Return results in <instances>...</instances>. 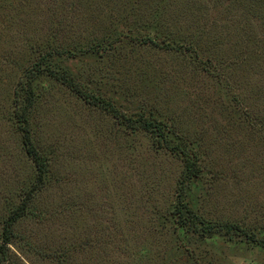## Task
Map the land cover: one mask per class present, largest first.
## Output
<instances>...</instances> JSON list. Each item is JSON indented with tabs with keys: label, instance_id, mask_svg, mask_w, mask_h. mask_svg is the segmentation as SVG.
Masks as SVG:
<instances>
[{
	"label": "rangeland",
	"instance_id": "374dc122",
	"mask_svg": "<svg viewBox=\"0 0 264 264\" xmlns=\"http://www.w3.org/2000/svg\"><path fill=\"white\" fill-rule=\"evenodd\" d=\"M39 62L158 116L199 153L187 204L264 238V0H0V239L29 203L1 264H264L240 237L180 229L181 157L46 75L29 112L37 187L15 110Z\"/></svg>",
	"mask_w": 264,
	"mask_h": 264
},
{
	"label": "trees",
	"instance_id": "16d2710c",
	"mask_svg": "<svg viewBox=\"0 0 264 264\" xmlns=\"http://www.w3.org/2000/svg\"><path fill=\"white\" fill-rule=\"evenodd\" d=\"M41 65L43 66V70L40 68ZM49 67L51 66H45L42 62H39L37 69L27 74V80L22 86V89L25 92L23 97L24 100L21 103L19 102L18 97L16 100L17 105L15 110V120L19 125L26 153L33 160L38 170L37 187H39V184L44 181L47 175L48 162L39 153L32 139V132L29 124V112L34 105L35 99L33 82L36 76L46 75L55 81H61L64 83L65 86L71 89L80 99L95 102L97 105H101L104 109L113 112L120 124L126 129L132 131H143L146 134H149L156 139V142L162 143L163 147H167L169 151L174 153L176 156L181 157L184 163V170L180 181V190L177 202L172 213L176 220V225L180 229L198 227L199 234L204 235L205 237H211L210 235L215 232L225 233L231 238L240 237L249 244L253 243L264 248V238H259L256 232L245 229L234 222H208L205 218L200 217L196 211L187 204L185 201L186 186L189 182L198 180L202 173V167L199 166V153L192 146L185 143L184 140L172 132L171 128L167 127L165 122H162L158 116H145L143 113L134 116H127L124 113L119 112L111 104V102L101 100L97 96L85 91L69 70L61 67H57L56 70V68L50 69ZM34 191L35 188H32L28 192V195H32ZM28 204V201L25 199L21 206H19L6 221L5 230L0 239V264L2 263L4 256L6 255V250L12 241L11 229L25 214L29 207ZM260 233L261 232H259V234Z\"/></svg>",
	"mask_w": 264,
	"mask_h": 264
}]
</instances>
